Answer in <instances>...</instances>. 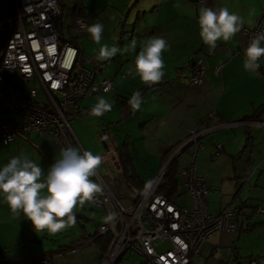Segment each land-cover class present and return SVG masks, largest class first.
Instances as JSON below:
<instances>
[{
  "label": "crops",
  "instance_id": "obj_1",
  "mask_svg": "<svg viewBox=\"0 0 264 264\" xmlns=\"http://www.w3.org/2000/svg\"><path fill=\"white\" fill-rule=\"evenodd\" d=\"M221 6L228 7L230 12L242 17L244 24L241 31L229 41H217V47L210 52L199 35L198 14L202 7ZM137 7L139 10L134 24L140 22L141 11L146 13L147 9L156 14L157 22L151 26L147 23L144 29L143 24L139 23L141 29L136 32L138 41L142 40L143 33L145 42L152 37H163L169 47H172L176 60L180 57H191L192 61L190 66L187 65L189 71L174 65L165 68L163 79L144 90L141 94L143 102L140 109L134 111L129 105V99L145 84L138 75L129 74V70L134 73L133 61L144 44L140 47V44L136 43L135 50L132 45H121L122 50L131 56V59L133 56L134 60L123 65L116 61L120 71H114V65L103 72L105 62L98 61L95 55L89 57L90 66L97 70L100 78L108 75L113 77L114 90L107 95H111L114 108L101 117L92 116L90 111L100 92L87 94L80 101L81 108L87 111L75 118L72 126L78 138L76 148L81 153L89 150L100 155L103 153L102 146L107 152L110 147L114 152L112 163L111 160L107 162L114 166L111 174L104 177L99 168L96 178H91L102 186L101 193L108 198V208L113 209L110 198L118 197L119 191L126 185L115 158L117 147L125 145L130 149L136 174L148 185L149 180L154 181L172 155L166 156L168 149L184 142L193 130L211 128L215 131L209 134L208 139L203 140L204 146L195 160L196 171L211 186L208 201L211 193L219 188L214 196L221 199L219 211L231 206L242 208L244 213L248 212L249 208L264 206V57L259 60L260 68L256 72H249L244 69L243 51L247 41L244 28H254L260 22L264 27V0H136L132 8L136 10ZM132 17L133 13H128L129 23L133 22ZM87 18L89 21L90 18ZM179 20H182V24ZM193 22L196 28H193ZM184 29L186 31H183ZM123 30L127 32L126 29ZM185 32H188V35H185ZM113 44H116V41ZM109 61L110 59L106 60L108 64ZM199 63L205 67L206 79L197 85L192 83L191 77L195 64ZM217 67L220 68L218 72ZM121 70L124 73L118 75ZM99 71L103 72V76L99 75ZM240 120L242 122L237 123ZM101 130L109 132V142L100 139ZM60 150L53 135L48 131L24 132L8 145L4 144L0 131V167L11 157L24 152L39 163L46 173L49 166L59 158ZM193 162L194 157L190 158L187 164L178 163L179 170ZM100 175L103 177V183L99 181ZM226 181L230 183V187L225 188ZM183 198L184 201L191 202V196L187 192H184ZM79 210L81 211L79 206L74 210L76 217L88 219L86 214L79 213ZM258 216L256 215L250 223L243 219L240 234L245 232L249 236H257L260 239L257 252L264 255V218L258 219ZM42 232L45 233V238L50 239L47 231ZM89 234L86 228H82L80 234L71 236L73 240L70 237L61 242L55 238L52 239V247L48 250L42 249L38 243L30 242V239L42 242L37 237L32 222L23 214L18 219L13 218L3 196L0 195V264H34L53 249L54 253L48 257L54 264H102L103 251L94 238L87 240ZM223 238L225 233L214 235L202 249L203 251L212 241L213 253L221 252L219 264L232 256L231 251L229 253L227 249L223 250ZM77 239L82 240L83 244L78 243L77 247L69 249L61 248V244H70Z\"/></svg>",
  "mask_w": 264,
  "mask_h": 264
},
{
  "label": "built area",
  "instance_id": "obj_2",
  "mask_svg": "<svg viewBox=\"0 0 264 264\" xmlns=\"http://www.w3.org/2000/svg\"><path fill=\"white\" fill-rule=\"evenodd\" d=\"M62 15L61 0H13L8 21H0V131L6 145L24 132L48 131L61 149L76 147L78 138L72 123L87 111L81 108V99L92 92L109 93L114 88L113 77L100 78L79 44L61 39L58 22ZM77 20L80 28L87 26L83 16ZM244 31L245 52L264 27L260 22ZM194 75V81L201 84L205 67L199 63ZM41 92L44 100L39 98ZM197 133L191 131V137ZM99 135L103 142L110 136L106 130ZM201 147L196 141L194 162L179 171L181 177L173 196L158 191L169 167L167 162L151 185L135 195L130 206L115 196L110 198V209L108 198L96 194L90 204L106 210L107 216L115 214L113 221L98 228L100 234L112 236L104 264H118L128 252L141 258L138 264H195V254L201 253L214 235L241 232L242 208L229 206L219 212L209 208L211 186L196 171L195 164ZM184 192L191 196L190 205L184 201ZM256 215H264V206H256L253 215L245 220L250 223ZM42 264L54 263L47 257ZM250 264H259V260L255 258Z\"/></svg>",
  "mask_w": 264,
  "mask_h": 264
},
{
  "label": "clouds",
  "instance_id": "obj_3",
  "mask_svg": "<svg viewBox=\"0 0 264 264\" xmlns=\"http://www.w3.org/2000/svg\"><path fill=\"white\" fill-rule=\"evenodd\" d=\"M199 35L209 51H214L217 41H229L241 31L244 21L238 14L230 12L228 7H202L198 14ZM87 32L96 45H99L96 59L106 61L114 57L120 49L116 45L101 44L104 32L102 23L86 26ZM136 43L132 42L135 50ZM169 47L163 37L147 40L135 58V69L129 74L138 75L145 85H153L164 77L163 52ZM264 57V31L254 36L245 49L244 69L256 72L260 68L259 60ZM107 91V89H105ZM143 100L140 92H134L129 105L138 111ZM113 104L104 97H98L91 108L92 116L101 117L110 112ZM104 163L103 157L89 150L82 153L76 147L60 150V156L52 163L47 172L26 153L11 157L0 167V195L8 205L13 218L21 214L30 220L38 232L47 231L55 235L76 225L75 209L93 201L96 194L102 192V186L92 177ZM110 213L105 220H114Z\"/></svg>",
  "mask_w": 264,
  "mask_h": 264
},
{
  "label": "rangeland",
  "instance_id": "obj_4",
  "mask_svg": "<svg viewBox=\"0 0 264 264\" xmlns=\"http://www.w3.org/2000/svg\"><path fill=\"white\" fill-rule=\"evenodd\" d=\"M135 1L136 0H61V5L63 6V14H64V20H63L62 27H63L65 38L69 39L71 36H76L78 32L79 33L81 32V42L85 49L86 55L88 57H92L93 55H95L96 57V55L98 54L99 45H96L94 43L90 34L87 32L86 27L80 28L78 26L77 18L79 15L83 16L87 20V25H90L89 22H91V24L97 23V22L102 23L104 25V32H103L101 44L107 43L109 46L117 45V47L120 49V51L114 57L110 59L109 64L108 62L103 61V63L105 62L104 63L105 66L102 68V71L104 72V70L106 71V69L109 70V68L114 65L115 67L114 69L113 68L112 69L114 71H120L118 70L119 67L116 61L123 65L125 63H129L134 60L133 56L131 59L130 58L131 56H128L126 52L122 50L121 45L123 43L132 45V42L135 41V43L137 44L139 43L141 47L143 44L146 43L145 42L146 39H145V34L143 33V35L141 36L142 40L138 41L139 37L137 36L138 35L137 33L141 29V25L139 23L143 24V29L147 23L150 26L157 23L156 14L153 13L154 14L153 15L151 11L147 9L146 13L144 12V10L141 11V15H140L141 20H139L140 22H138L137 24H134V21L137 20L136 15L139 10V7H137L136 10L132 8L135 5ZM12 5H13V0H0V21H8ZM131 12L133 13V17H132L133 22L129 23V21H127L128 13H131ZM87 17H89L91 20L89 19L88 21ZM125 22L127 24H125ZM178 22L181 23L182 20H179ZM183 28H184V25H183ZM193 28H196V25L194 24V22H193ZM123 29H126L127 32H125ZM183 31H186V30L184 29ZM185 35H188V32H185ZM115 41H116V44H113V42ZM129 59L131 60L128 61ZM163 59H164V65H165L164 69L167 68L168 66L174 65L176 67H179L180 69L185 68V71H189V69L187 68V65L190 66L189 63H191L192 61L191 57L186 58V59L180 57L178 60H176L173 57L172 47H168L164 50ZM196 61L198 63V60ZM133 63L135 64V61H133ZM197 66L198 64L197 65L195 64L194 68H196ZM216 69H218V67ZM174 70L176 69L174 68ZM102 71H99V75L101 76H103ZM199 71L201 72L203 71V69L200 68ZM122 72L124 73V71L121 70V72L117 74L122 75ZM194 76L195 75H193L192 80H191L192 83L199 85L196 81H194L195 80L193 79ZM18 80L21 84L23 85L25 84V81L22 78L19 77ZM99 97H104L112 103L111 95L100 93ZM39 98L41 100H44L45 95L41 92ZM113 108H114V104H113ZM189 138L190 137H188L186 140H188ZM109 140H110V136L107 142H109ZM193 148L194 146H192L190 150H186L179 157L180 165L187 164L190 158L193 159V155H192ZM202 148L203 147H201V149ZM109 150L110 152H113L111 147L109 148ZM102 152L103 153H101L100 155L103 157L104 163L100 166V170L104 177H108L111 174V172L114 170V166L110 165L113 159L110 156V152H107V150L103 146H102ZM173 153L174 151L172 152V154ZM110 160H111V163L108 164L107 162ZM92 178H96V176ZM98 178L101 183L104 182L103 177H101V175ZM152 180L153 179L149 180L148 185H151ZM126 185H124L123 189L119 191L120 194L118 197L121 199V201L125 205L130 206L134 202L136 191L133 188L126 186ZM228 185H230V183L226 181L224 184L225 188L230 187ZM218 191H219V188L213 191L209 197L210 209L214 212H218L220 210L221 203H222L220 198H214L215 193H217ZM187 200H189L188 195H187ZM188 204L190 205L189 202ZM85 205L86 206H83L81 208V211L79 210L80 211L79 213L86 214L88 219L85 217H76L75 226L70 227L55 235L50 234L49 236L50 239L45 238L46 236H45V233L43 232L37 233V237L43 242V244H40L42 242L39 243V242L34 241L33 239H30V242L32 244L38 243V245H40L42 249L48 250L49 247H52V245H54L52 243L53 241L52 239L57 238L59 239V241L64 242V239H70L71 236L74 237L73 235H75V233L80 234L82 231L81 225H85L86 230L89 233H93L97 231L98 229L97 227L100 224L106 222L105 218L107 217V211L90 204V202H87ZM253 212H254L253 208H249L248 212L244 211V214H243L244 221H245V217L252 215ZM258 217H259L258 219H262L264 218V215H259ZM247 228L248 227H246V229ZM72 237L71 239L73 240L74 238ZM209 243L210 244H207V247L204 248V250L201 253L195 254L194 256L195 264H219V259H220L219 255L221 252L213 253L214 246L211 245L212 241ZM222 243H223V250L227 249L229 253L232 252L231 253L232 256L230 258H226L227 263L229 264H250V262L253 259L258 258L259 263L264 264V255L258 254L259 252H257L259 250L257 248L259 247L257 246V244L260 245V239H258L257 236H252V235L249 236V234L245 232L240 234V232L238 231L225 232V238H223ZM108 252H109V248L106 251H104V257L102 259V264H104V260ZM140 261H141V258L139 256H133L131 252H128L124 256V258L118 262V264H138Z\"/></svg>",
  "mask_w": 264,
  "mask_h": 264
},
{
  "label": "trees",
  "instance_id": "obj_5",
  "mask_svg": "<svg viewBox=\"0 0 264 264\" xmlns=\"http://www.w3.org/2000/svg\"><path fill=\"white\" fill-rule=\"evenodd\" d=\"M63 20H64V14L62 15V17L60 18V20L58 22V26H59L60 34H61V39L63 41H70V42L79 44V46L81 47V52L85 53L83 44L81 42V32L80 33L78 32V34L76 36H71L69 39L65 38L63 27H62L63 26ZM194 74H195V71H194ZM204 79H206V77H204ZM204 79H203V81H204ZM191 80H192V77H191ZM156 84H158V82ZM149 86H152V85H144L139 90L140 94H142L144 92V90L146 88H148ZM113 90H114V88L109 93H103V94H110ZM176 146L177 145L168 149L166 156L169 157L172 154V152L175 150ZM115 154H116L115 158H116L118 165L120 166V169H121V176H122L123 182L126 183L129 187L133 188L136 191V194H139L140 192H142L147 187V184H144V182L141 181L140 178L138 177V175L136 174L135 166L133 163L132 154L130 152V149L126 148L125 145H121V146L116 148ZM178 163H179V159H176L173 163H171L169 165V167L166 171V174L164 176V179L161 182V184L159 185V188H158L159 192L164 193L168 196H173V194L176 190V187L178 185V182H179V171L180 170H179V164ZM102 224H100L97 228H99ZM81 226L84 229L86 228L85 225H81ZM99 234L100 233L97 229V231L90 233L89 237H87V236L86 237H87V240H90L93 238L95 239V241L101 247L100 249L103 251V257H104V251H106L111 245V241H112L111 237L112 236L110 233H107V232L101 233L100 235ZM83 235H84V233L81 234V236H83ZM81 241L82 240L77 239V240H74L73 242H71L70 244L69 243L65 244V245L61 244V248L62 249L63 248L69 249V248L77 247L78 243H79V245L83 244ZM52 253H54V249L46 252V254L41 256L39 258V260H37V262H34V264H42V259L47 258L48 255L50 256Z\"/></svg>",
  "mask_w": 264,
  "mask_h": 264
},
{
  "label": "water",
  "instance_id": "obj_6",
  "mask_svg": "<svg viewBox=\"0 0 264 264\" xmlns=\"http://www.w3.org/2000/svg\"><path fill=\"white\" fill-rule=\"evenodd\" d=\"M242 120L238 121L237 123H241ZM232 124H227V126H231ZM227 126H222V127H227ZM216 129V128H215ZM198 133L195 136V138H192V134L190 132L189 134V139L179 143L175 150L174 153L170 156V158L167 161V165L169 166L171 163H173L176 159H179V157L186 151V150H190V148L192 146H194L196 144V141L199 142L200 145H202V147L204 146L203 140L208 138L209 134L214 130V128L208 129V130H196ZM172 148V147H171Z\"/></svg>",
  "mask_w": 264,
  "mask_h": 264
}]
</instances>
